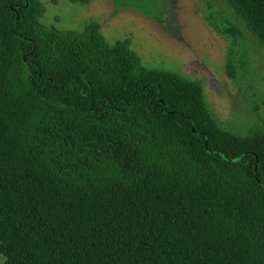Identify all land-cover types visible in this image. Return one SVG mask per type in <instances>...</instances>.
Listing matches in <instances>:
<instances>
[{
    "label": "trees",
    "instance_id": "1",
    "mask_svg": "<svg viewBox=\"0 0 264 264\" xmlns=\"http://www.w3.org/2000/svg\"><path fill=\"white\" fill-rule=\"evenodd\" d=\"M223 1L264 51V0ZM42 14L0 0V264H264V125L234 135L197 82Z\"/></svg>",
    "mask_w": 264,
    "mask_h": 264
},
{
    "label": "rangeland",
    "instance_id": "2",
    "mask_svg": "<svg viewBox=\"0 0 264 264\" xmlns=\"http://www.w3.org/2000/svg\"><path fill=\"white\" fill-rule=\"evenodd\" d=\"M38 1L41 25L79 32L94 23L108 44L128 39L142 67L197 82L226 131L247 136L264 125V51L242 27L237 39L223 32L229 22L241 26L223 0ZM230 50L233 78L225 71Z\"/></svg>",
    "mask_w": 264,
    "mask_h": 264
}]
</instances>
